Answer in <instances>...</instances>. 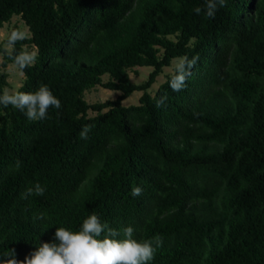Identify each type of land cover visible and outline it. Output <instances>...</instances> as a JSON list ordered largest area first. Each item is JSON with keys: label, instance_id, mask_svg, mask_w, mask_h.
Listing matches in <instances>:
<instances>
[{"label": "trees", "instance_id": "1", "mask_svg": "<svg viewBox=\"0 0 264 264\" xmlns=\"http://www.w3.org/2000/svg\"><path fill=\"white\" fill-rule=\"evenodd\" d=\"M205 7L0 0V28L16 15L29 32L0 46V66L32 45L37 60L17 91L47 85L61 101L40 121L0 105V255L14 248L23 260L57 227L78 230L96 213L121 234L133 227L135 239L159 234L150 264H264V0H226L214 18L195 12ZM184 56L198 58L185 88L171 89L174 68L150 95ZM134 67H151L141 84L125 72ZM5 86L0 73V94ZM95 86L118 94L87 104L82 93ZM135 91L137 104L121 105ZM36 184L44 195L22 199Z\"/></svg>", "mask_w": 264, "mask_h": 264}, {"label": "clouds", "instance_id": "2", "mask_svg": "<svg viewBox=\"0 0 264 264\" xmlns=\"http://www.w3.org/2000/svg\"><path fill=\"white\" fill-rule=\"evenodd\" d=\"M204 9L196 8L200 14L203 10L208 18H214L219 8L226 6V0H205ZM26 39V33L15 30L8 38V46L14 47L18 41ZM14 66L24 74V70L35 64L37 52L24 47L12 57ZM197 57L188 59L187 56L177 58L174 75L170 87L178 92L185 88L186 80L191 75V69L197 63ZM167 100L166 96L157 101L161 107ZM0 105L7 108L12 106L24 112L29 121H40L48 117L50 108L60 109L61 101L53 95L47 85H41L34 92L5 89L0 94ZM91 126L85 125L80 133L81 139H87ZM20 167L17 161L16 168ZM46 189L40 184L29 187L21 194L22 199L31 195L43 196ZM142 194L141 187L132 189L133 196ZM43 218V214L41 217ZM134 228L129 226L123 233L111 227L107 222L92 213L85 218L78 230L57 227L53 242H39L23 260L17 259L16 250L9 248L0 255V264H150L154 260L157 249L163 245V238L157 234L151 239L138 240L134 238Z\"/></svg>", "mask_w": 264, "mask_h": 264}, {"label": "rangeland", "instance_id": "3", "mask_svg": "<svg viewBox=\"0 0 264 264\" xmlns=\"http://www.w3.org/2000/svg\"><path fill=\"white\" fill-rule=\"evenodd\" d=\"M15 27L17 30L23 31L26 33V38L29 36V32L27 30V27L23 24V22L20 20V18L16 15H13L10 20L6 23H3L0 28V46L4 47L6 49H11L8 44L4 43V38L7 36L8 31ZM171 40H174L172 36L168 37ZM26 47L30 51H35L34 47L30 44L23 45L22 48ZM0 61H1V55H0ZM178 63L177 59H172L170 61V65L167 67H163L161 69V72L155 77L154 83L149 87L147 90L150 95L153 94L155 89L159 84H161L167 75L172 73V70L175 68L176 64ZM151 71V67H134L132 69H125V72L128 75L129 80L134 84H141L143 83L146 78L147 74ZM0 73L5 74V80H6V86L3 88V91L5 89L9 90L10 92L17 91L18 87L23 81V75L20 73V71L13 65V64H6L5 67L0 66ZM107 76H102L101 80L102 82H105L107 80ZM117 92H113L110 90L102 89L98 86L92 87L90 89L85 90L82 93V98L87 104H93L98 102H103L106 100H113L117 96ZM140 95L139 91H135L131 93L129 97H127L125 100H123V105H134L137 104V99ZM104 111V110H103ZM96 113L87 111V116L92 117Z\"/></svg>", "mask_w": 264, "mask_h": 264}, {"label": "crops", "instance_id": "4", "mask_svg": "<svg viewBox=\"0 0 264 264\" xmlns=\"http://www.w3.org/2000/svg\"><path fill=\"white\" fill-rule=\"evenodd\" d=\"M124 100H125V99H124ZM121 102L123 103V101H121ZM122 103H121V105H123ZM123 106H124V105H123Z\"/></svg>", "mask_w": 264, "mask_h": 264}]
</instances>
